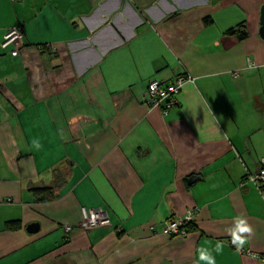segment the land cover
<instances>
[{
    "label": "crops",
    "instance_id": "1",
    "mask_svg": "<svg viewBox=\"0 0 264 264\" xmlns=\"http://www.w3.org/2000/svg\"><path fill=\"white\" fill-rule=\"evenodd\" d=\"M262 6L0 0V264H205L199 248L216 264H264V190L246 180L264 158ZM18 26L13 57L1 42ZM242 27L244 40L227 33ZM181 75L192 81L166 115L146 103L150 80ZM55 172L56 199L37 202L30 189ZM94 207L110 223L86 230L81 209ZM194 207L186 237L160 232ZM237 216L257 257L230 245Z\"/></svg>",
    "mask_w": 264,
    "mask_h": 264
},
{
    "label": "built area",
    "instance_id": "2",
    "mask_svg": "<svg viewBox=\"0 0 264 264\" xmlns=\"http://www.w3.org/2000/svg\"><path fill=\"white\" fill-rule=\"evenodd\" d=\"M2 48H10V54L15 57L24 48L23 45V30L21 27H15L8 30L1 42ZM46 48V47H44ZM40 49H43L41 46ZM192 79L186 76H178L171 83H164L157 79H152L148 82L146 88V103L152 107L162 111V114L166 115L170 109L177 104L176 96L180 88L186 83L191 82ZM251 183L259 192L264 190V158L259 160V168L254 174H250L246 179ZM82 222L80 224L86 230L94 227H101L108 225L109 215L108 211L103 207L94 208H82ZM198 208L194 207L185 212L183 216H170L161 223L160 232L168 237H186L188 233V227L192 224L193 219L198 215ZM65 242L69 241L70 227H65ZM150 231L153 233L155 229L150 227ZM230 245L235 247L230 240ZM239 252L251 254L246 249H241ZM254 257H257L253 255Z\"/></svg>",
    "mask_w": 264,
    "mask_h": 264
},
{
    "label": "clouds",
    "instance_id": "3",
    "mask_svg": "<svg viewBox=\"0 0 264 264\" xmlns=\"http://www.w3.org/2000/svg\"><path fill=\"white\" fill-rule=\"evenodd\" d=\"M39 145H37L38 147ZM228 234L231 236V243L236 247L239 252L243 246L247 243L248 239L254 234L252 226L247 222V219L242 216H237L234 221V226L229 228ZM223 244L218 242L215 248L217 253L221 252ZM198 259L204 261L205 264H216L215 258L205 248L197 249Z\"/></svg>",
    "mask_w": 264,
    "mask_h": 264
},
{
    "label": "trees",
    "instance_id": "4",
    "mask_svg": "<svg viewBox=\"0 0 264 264\" xmlns=\"http://www.w3.org/2000/svg\"><path fill=\"white\" fill-rule=\"evenodd\" d=\"M228 34H236L239 40H244L247 38V32L244 27L236 32L235 29H230ZM64 175V174H63ZM63 175L59 172H55L53 181L49 186L41 188H32L30 192L35 196V200L39 203H48L56 199V191L62 183ZM5 228L7 230H16L18 228V222H6Z\"/></svg>",
    "mask_w": 264,
    "mask_h": 264
},
{
    "label": "water",
    "instance_id": "5",
    "mask_svg": "<svg viewBox=\"0 0 264 264\" xmlns=\"http://www.w3.org/2000/svg\"><path fill=\"white\" fill-rule=\"evenodd\" d=\"M259 36L264 39V6H262L260 11V17H259ZM194 179H197L195 177H191L190 181H194ZM26 231L30 234H35L39 231V224L38 223H31L26 226Z\"/></svg>",
    "mask_w": 264,
    "mask_h": 264
}]
</instances>
